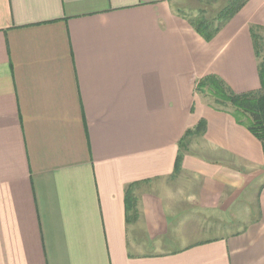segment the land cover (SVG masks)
Segmentation results:
<instances>
[{
  "label": "crops",
  "instance_id": "1",
  "mask_svg": "<svg viewBox=\"0 0 264 264\" xmlns=\"http://www.w3.org/2000/svg\"><path fill=\"white\" fill-rule=\"evenodd\" d=\"M174 3L0 0V264H264L262 144L195 91L259 90L264 0Z\"/></svg>",
  "mask_w": 264,
  "mask_h": 264
},
{
  "label": "trees",
  "instance_id": "2",
  "mask_svg": "<svg viewBox=\"0 0 264 264\" xmlns=\"http://www.w3.org/2000/svg\"><path fill=\"white\" fill-rule=\"evenodd\" d=\"M248 0H228L227 4L221 8L216 17L212 20H206L200 17L194 20L196 29L202 38L206 41L218 32L221 26L231 19ZM260 27H252L251 35L254 41L256 57L260 58L258 63V74L260 88L254 92L235 93L219 77L208 75L196 84L195 91L202 97V94L208 95L202 97L205 103L214 110L229 113L235 121L244 127L262 144L264 155V53L261 55L258 49V35ZM207 89V92L204 89ZM205 128L204 121H200L193 131H186L180 140L191 136L192 134H203ZM181 160V155L176 160V168Z\"/></svg>",
  "mask_w": 264,
  "mask_h": 264
},
{
  "label": "rangeland",
  "instance_id": "3",
  "mask_svg": "<svg viewBox=\"0 0 264 264\" xmlns=\"http://www.w3.org/2000/svg\"><path fill=\"white\" fill-rule=\"evenodd\" d=\"M228 0H174V5L180 10L183 14L187 15L190 18L201 16L206 20H212L216 17L217 13L227 4ZM260 30H255V33L258 35L259 39L257 40L258 49L260 54L264 53V27H260ZM260 58H258V62ZM207 92V89H204ZM208 95L202 94V97H207ZM175 224L179 225L180 232L185 233L187 226L191 223L189 220L184 219L182 216L180 219L174 221Z\"/></svg>",
  "mask_w": 264,
  "mask_h": 264
}]
</instances>
